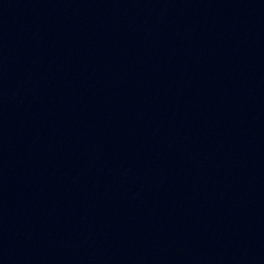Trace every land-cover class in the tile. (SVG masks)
<instances>
[{
  "label": "water",
  "instance_id": "water-1",
  "mask_svg": "<svg viewBox=\"0 0 264 264\" xmlns=\"http://www.w3.org/2000/svg\"><path fill=\"white\" fill-rule=\"evenodd\" d=\"M0 68L151 264H264V0H0Z\"/></svg>",
  "mask_w": 264,
  "mask_h": 264
}]
</instances>
